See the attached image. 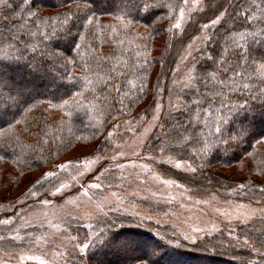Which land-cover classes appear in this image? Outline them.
I'll return each mask as SVG.
<instances>
[{"label":"trees","instance_id":"trees-1","mask_svg":"<svg viewBox=\"0 0 264 264\" xmlns=\"http://www.w3.org/2000/svg\"><path fill=\"white\" fill-rule=\"evenodd\" d=\"M8 1L0 21V67L16 86L0 83V200L13 203L35 170L52 167L79 145L98 144L118 119L152 103L163 76L172 88L184 0H146L154 5L148 9L141 0ZM221 10L195 58L193 86L179 91L182 107L163 117L143 154L187 159L214 176L219 195L264 205V0H207L185 37ZM45 84L42 92L32 88ZM225 170L230 175H221ZM235 173L245 177V188ZM53 179L41 183L45 194L56 186ZM207 184L197 185L203 190ZM95 223L102 231L81 256L89 264H264V217L239 224V242L227 226L189 243L168 224L129 216ZM75 230L87 234L83 227ZM118 235L127 240L120 252L113 247ZM33 243L21 241L13 249Z\"/></svg>","mask_w":264,"mask_h":264},{"label":"rangeland","instance_id":"rangeland-1","mask_svg":"<svg viewBox=\"0 0 264 264\" xmlns=\"http://www.w3.org/2000/svg\"><path fill=\"white\" fill-rule=\"evenodd\" d=\"M5 1L0 0V21L6 16L3 9L10 3ZM206 2L184 0L179 12L177 24L183 45L171 67V89L166 88L167 77L163 76L156 98L137 115L118 119L98 144L79 145L52 167L35 170L34 181L19 188L13 203L0 200V264H89L81 256L102 231L95 223L100 218L129 216L160 226L168 224L180 241L197 243L204 242L206 236L220 234L225 226L233 230L228 233L233 242L244 241L235 236L237 226L264 217L260 200L219 195L213 190L214 176L201 173L193 162L169 154H143L163 117L182 107L179 91L193 86L195 58L222 18L221 10L185 37L193 15L202 11ZM3 71L0 83L15 87L4 78ZM43 87L48 86L32 88L42 92ZM222 134L227 136L226 129ZM106 158L107 164L99 166ZM111 167L115 168L113 174L108 170ZM170 168L178 173L170 175ZM220 173L230 175L226 170ZM234 177L239 187H246L242 174L235 173ZM48 179L57 182L45 194L39 187ZM200 182L211 183L207 186L212 190L198 188ZM7 209L15 213L5 214ZM75 227H83L87 234L77 232ZM125 239L118 235L119 242L113 247L122 251L127 246ZM21 241H34V246L13 249Z\"/></svg>","mask_w":264,"mask_h":264},{"label":"snow or ice","instance_id":"snow-or-ice-1","mask_svg":"<svg viewBox=\"0 0 264 264\" xmlns=\"http://www.w3.org/2000/svg\"><path fill=\"white\" fill-rule=\"evenodd\" d=\"M141 3H142L143 8H145V9H148V8L154 6L152 4L147 3L146 0H141ZM176 27H179V24H177ZM26 51H27V48L26 47L24 49L19 50L20 57H23V55H24V53Z\"/></svg>","mask_w":264,"mask_h":264}]
</instances>
